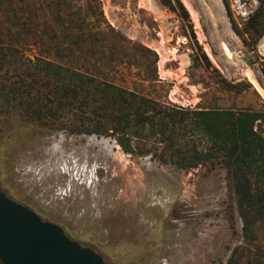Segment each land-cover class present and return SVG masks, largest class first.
Wrapping results in <instances>:
<instances>
[{
  "label": "rangeland",
  "instance_id": "1",
  "mask_svg": "<svg viewBox=\"0 0 264 264\" xmlns=\"http://www.w3.org/2000/svg\"><path fill=\"white\" fill-rule=\"evenodd\" d=\"M102 2L112 27L159 58L154 63L152 54L145 58L123 43L117 59H81L83 68L167 106L264 110V93L247 76L256 73L264 88V36L260 61L253 62L231 19L243 27L258 0H228L231 11L226 0H181L186 11L177 12L160 0ZM1 6L0 35L6 25ZM42 48L30 41L24 52H10L0 61V81L10 78L9 87L22 75L54 106L49 78L35 67ZM1 102L0 189L109 264H228L232 257L236 264H264V222L256 226L259 238L248 239L221 163L189 169L164 163L155 155L164 145L150 130L133 137L136 153H127L108 118L80 100L54 107L55 115L41 120L11 95ZM100 124L101 135L76 131ZM257 128L264 135V122ZM91 136L109 140L108 146L89 143Z\"/></svg>",
  "mask_w": 264,
  "mask_h": 264
},
{
  "label": "trees",
  "instance_id": "2",
  "mask_svg": "<svg viewBox=\"0 0 264 264\" xmlns=\"http://www.w3.org/2000/svg\"><path fill=\"white\" fill-rule=\"evenodd\" d=\"M258 1L259 6L249 14L243 27L231 17L237 33L252 51L253 62L260 61L257 45L264 36V0ZM160 2L172 11H186L181 0ZM0 3L6 24L0 35L5 38H0V61H6L10 52H24L30 41L42 45L35 67L48 76L56 104L47 103L43 92L25 82L22 75L9 87L10 78L1 75L0 97L11 95L13 100H20L29 117L38 120L51 113L55 115L54 107L62 108L66 101L73 104L80 100L84 107L108 118L118 134V143L127 153H136L133 137L150 130L156 143L164 145V151L155 154L164 163H173L180 169L221 163L245 235L251 241L259 238L256 226L264 222V135L257 126L264 122V110L167 106L83 68L79 64L81 59L101 63L117 59L125 43L135 45L145 58L147 53L152 54L154 63L159 58L155 50L127 39L107 22L102 0H0ZM226 4L231 11L228 0ZM102 22L106 23L105 28ZM260 65L264 73V61ZM27 70L32 73L30 66ZM4 105L0 103V110ZM76 131L105 133L102 124ZM233 260L234 257L228 264L237 263Z\"/></svg>",
  "mask_w": 264,
  "mask_h": 264
},
{
  "label": "water",
  "instance_id": "3",
  "mask_svg": "<svg viewBox=\"0 0 264 264\" xmlns=\"http://www.w3.org/2000/svg\"><path fill=\"white\" fill-rule=\"evenodd\" d=\"M0 262L3 264H109L95 249L70 238L0 189Z\"/></svg>",
  "mask_w": 264,
  "mask_h": 264
},
{
  "label": "bare ground",
  "instance_id": "4",
  "mask_svg": "<svg viewBox=\"0 0 264 264\" xmlns=\"http://www.w3.org/2000/svg\"><path fill=\"white\" fill-rule=\"evenodd\" d=\"M200 1H202V0H200ZM224 48V52H225V54L227 55V57L230 59L232 56H231V52L229 51V49H227L226 47H223ZM167 48H165L164 46H163V44L160 46V50L162 51V53H163V56H165V54H168L166 51ZM163 58V57H162ZM166 58V57H165ZM247 76L250 78V80L254 83V85L256 86V87H258L259 89H260V91L261 92H263L264 93V88H263V85H262V83L260 82V80H259V76L256 74V73H254V72H252V71H248L247 72ZM88 142L89 143H93V144H97V145H105V146H108V142H109V140H107V139H101V140H99L96 136H91V137H89L88 138Z\"/></svg>",
  "mask_w": 264,
  "mask_h": 264
}]
</instances>
